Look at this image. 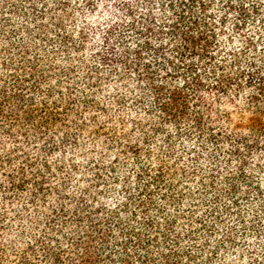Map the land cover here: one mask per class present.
Listing matches in <instances>:
<instances>
[{
  "label": "trees",
  "instance_id": "16d2710c",
  "mask_svg": "<svg viewBox=\"0 0 264 264\" xmlns=\"http://www.w3.org/2000/svg\"><path fill=\"white\" fill-rule=\"evenodd\" d=\"M0 264H264V0H0Z\"/></svg>",
  "mask_w": 264,
  "mask_h": 264
}]
</instances>
